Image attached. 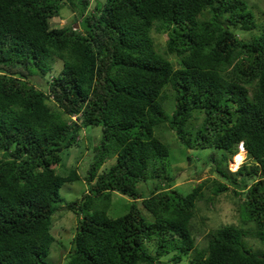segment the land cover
I'll list each match as a JSON object with an SVG mask.
<instances>
[{
	"label": "trees",
	"instance_id": "obj_1",
	"mask_svg": "<svg viewBox=\"0 0 264 264\" xmlns=\"http://www.w3.org/2000/svg\"><path fill=\"white\" fill-rule=\"evenodd\" d=\"M64 2L80 18L51 27ZM90 6L91 0H0V264H50L60 189L80 179L54 166L83 127L100 132L87 189L67 203L77 229L66 264H159L168 253L179 263L191 251L189 264H264V25L249 40L237 35L257 26L244 0ZM152 31L166 35L164 49ZM56 61L62 66L49 78ZM196 116H203L199 125ZM169 131L187 148L219 154L210 157L217 177L186 193L172 188L170 144L162 136ZM241 141L246 161L230 171ZM226 191L243 196L241 223L218 227L198 248L196 203ZM113 193L131 199L114 218ZM152 241L154 254L146 245Z\"/></svg>",
	"mask_w": 264,
	"mask_h": 264
},
{
	"label": "rangeland",
	"instance_id": "obj_2",
	"mask_svg": "<svg viewBox=\"0 0 264 264\" xmlns=\"http://www.w3.org/2000/svg\"><path fill=\"white\" fill-rule=\"evenodd\" d=\"M95 0H91V8L94 5ZM103 1V0H101ZM248 5V8L254 14L257 26L251 30L237 29L238 36L244 40H249L260 34L261 27L264 25V0H244ZM80 17L77 11L72 10L65 2L60 10V16L50 19L51 27H62L63 25L71 24ZM153 39L160 49H164L166 35L156 31H152ZM174 66H178L177 62H174ZM62 66V62L56 61L51 71V75L57 74ZM203 120V116H196L193 121L194 125H199ZM99 127H83L81 133L77 136L76 143L68 148L62 149L60 152V161L54 166L55 171L58 174L67 175L71 171H76L79 174L80 179L65 183L61 189L60 194L63 197V202L55 204L56 210L52 214L50 233L54 237L53 243L50 248V252L47 257V261L50 264H66L67 258L65 257L68 252L72 238L77 229V215L75 212L67 208V203L76 200L87 189L86 182L84 181V175L88 170L90 160L93 154L92 145L94 139L99 135ZM159 136L160 132H156ZM165 139L169 140L170 153L166 158L168 165V171L173 176L172 188H177L181 192H189L196 184L206 178L217 177V174L212 171L213 161L217 159L219 154H216L212 148L206 149H190L184 144H181L175 137L173 131H169L162 135ZM242 153V152H239ZM238 153V154H239ZM0 151V156H1ZM247 154H241L234 156L227 163V168L230 171L236 170L242 162L246 161ZM188 158L190 160H188ZM115 158L106 160L99 170V173L105 172L109 167L114 164ZM235 163V164H234ZM247 163H251L248 160ZM155 180H149L147 186L150 187ZM159 179H157V182ZM146 192V190H144ZM147 193V192H146ZM207 194H212L206 190ZM243 199V196H235L231 191L223 192L217 196H213L212 201L201 199L196 203V212L193 217L194 238L195 244L198 248L206 247L209 237L214 235L218 227L222 225H239L240 213L239 203ZM142 201L138 199V208L141 213L147 218L151 217V214ZM131 199L127 196H123L120 193H113L111 198V205L108 211L110 217H118L125 214L128 211ZM147 241V240H145ZM249 244L256 247L258 241L252 238H248ZM149 246V250L154 252L155 243L146 242ZM193 251L189 255H183L182 261L179 263L174 262L171 259L172 253H168L159 259V264H189Z\"/></svg>",
	"mask_w": 264,
	"mask_h": 264
},
{
	"label": "clouds",
	"instance_id": "obj_3",
	"mask_svg": "<svg viewBox=\"0 0 264 264\" xmlns=\"http://www.w3.org/2000/svg\"><path fill=\"white\" fill-rule=\"evenodd\" d=\"M71 117V120H74V121H76V118H77V114H73V115H71L70 116ZM237 153H239V152H242L244 155L246 154V149H245V147H244V144H243V142L241 141V142H239L238 143V145H237ZM236 153V154H237ZM235 154V155H236ZM144 216V215H143ZM146 217V216H145ZM150 219V218H149ZM154 243V242H153ZM155 246V245H154ZM150 251V250H149ZM151 252V251H150ZM154 252H155V250H154ZM154 252H151L152 254H154ZM173 255V254H172Z\"/></svg>",
	"mask_w": 264,
	"mask_h": 264
},
{
	"label": "bare ground",
	"instance_id": "obj_4",
	"mask_svg": "<svg viewBox=\"0 0 264 264\" xmlns=\"http://www.w3.org/2000/svg\"><path fill=\"white\" fill-rule=\"evenodd\" d=\"M241 154H243V153H239V154H237V155H241ZM237 155H236V156H237ZM234 164H235V163H234Z\"/></svg>",
	"mask_w": 264,
	"mask_h": 264
}]
</instances>
